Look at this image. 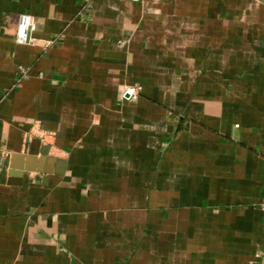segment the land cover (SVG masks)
Listing matches in <instances>:
<instances>
[{"label":"crops","instance_id":"0c3cea01","mask_svg":"<svg viewBox=\"0 0 264 264\" xmlns=\"http://www.w3.org/2000/svg\"><path fill=\"white\" fill-rule=\"evenodd\" d=\"M263 191L264 0H0V264H264Z\"/></svg>","mask_w":264,"mask_h":264},{"label":"built area","instance_id":"2783aa9c","mask_svg":"<svg viewBox=\"0 0 264 264\" xmlns=\"http://www.w3.org/2000/svg\"><path fill=\"white\" fill-rule=\"evenodd\" d=\"M134 3H141L143 0H130ZM36 31V24L33 17L29 15H21L18 20L17 29L14 36V41L17 45H27L39 49L41 52L46 51L51 45V41L35 38L33 36ZM18 72L21 75L26 74L24 68L19 67ZM140 87L137 85L129 86L124 89L122 99L125 102H135L140 96ZM262 206H264V191L262 195ZM258 257V256H256Z\"/></svg>","mask_w":264,"mask_h":264},{"label":"water","instance_id":"95a60500","mask_svg":"<svg viewBox=\"0 0 264 264\" xmlns=\"http://www.w3.org/2000/svg\"><path fill=\"white\" fill-rule=\"evenodd\" d=\"M41 155H42V157H41V159L38 161V163H43V162H45V161H46L45 159H46V157L48 156V155H44V153H42V152H41ZM49 157H52V156H49ZM18 159H22V158H21V157H16V156H12V157H11V164H12V166H15L14 163H16L15 161H18ZM59 159H62V158H59ZM33 161H34L33 159H29V158L26 159L25 170H27V171H33V170H34L32 167L29 166V163H30V162H33ZM62 166H63V163H62Z\"/></svg>","mask_w":264,"mask_h":264}]
</instances>
